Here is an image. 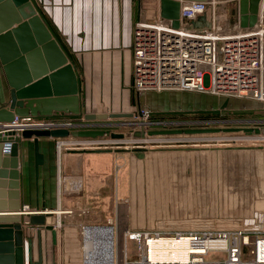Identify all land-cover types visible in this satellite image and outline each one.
I'll list each match as a JSON object with an SVG mask.
<instances>
[{"label":"crops","instance_id":"0c3cea01","mask_svg":"<svg viewBox=\"0 0 264 264\" xmlns=\"http://www.w3.org/2000/svg\"><path fill=\"white\" fill-rule=\"evenodd\" d=\"M229 2L224 0L225 8ZM34 3L73 64L80 82L82 116L68 118L58 111H53V115L61 120H73L75 127L72 130H108L111 125L129 121L124 117L88 120L83 115H135L131 95L134 92V25L138 19L153 21L160 17V0H34ZM235 4L234 12L229 9V15L232 12L234 17L239 13L238 0ZM148 97L156 98L153 100L155 106L148 104ZM190 97L193 103H190ZM8 98L9 86L0 62V107L8 104ZM143 101L151 110L158 111L210 108L220 103L216 97L205 101L202 93L176 90L148 92ZM139 105L137 102V114ZM159 115L153 118L159 119ZM55 138H38L43 163L37 170L33 136L19 139V202L20 209L27 206L29 210L18 217L24 230L25 247L26 238L32 240L34 260L41 253L43 264H79L76 241L81 225L110 218V165L117 153L105 148L85 147H66L58 151ZM3 189L5 195L0 202L6 206L9 189ZM118 202L111 203L114 218L118 217V206L125 203ZM132 214V211L126 213L130 217ZM31 215L43 217L44 223L27 224ZM48 225L53 226V231L47 229ZM97 232L109 236L106 228L99 231L85 229L84 233L90 239L87 251L108 252L107 245L98 247L95 244Z\"/></svg>","mask_w":264,"mask_h":264},{"label":"rangeland","instance_id":"374dc122","mask_svg":"<svg viewBox=\"0 0 264 264\" xmlns=\"http://www.w3.org/2000/svg\"><path fill=\"white\" fill-rule=\"evenodd\" d=\"M227 6L225 14L233 23L235 0H230ZM229 9L232 10L230 15ZM131 95L135 115L123 118L129 121L108 127V134L96 136V140L105 142V149L117 153L110 165L109 178V217L118 227L115 264H122V232L130 226L161 232L264 229V134L240 129L191 135H148L131 122L138 121L137 102L139 107L145 105L146 94L139 96L132 92ZM153 100L156 98L148 97V104L155 106ZM189 100L191 103L193 99ZM230 104L226 109L229 111L223 110L218 115L164 114L159 115V119L165 129L264 128V103L234 98ZM200 108L203 107L176 110ZM231 110L251 112L234 114ZM154 128L147 126L146 130ZM135 131H140L141 135L135 136ZM111 133L121 135L115 137ZM114 200L125 202L118 206L117 218L111 206ZM127 211H132V217L126 215ZM108 223L106 219L92 220L91 224ZM89 242L87 236L85 264H111L110 252L87 251ZM76 244L79 264H84L79 237Z\"/></svg>","mask_w":264,"mask_h":264},{"label":"built area","instance_id":"2783aa9c","mask_svg":"<svg viewBox=\"0 0 264 264\" xmlns=\"http://www.w3.org/2000/svg\"><path fill=\"white\" fill-rule=\"evenodd\" d=\"M224 6V0H180L178 26L173 25V19L161 16L153 21L138 19L133 32L134 92L143 96L189 91L264 103V0L258 5L255 23L245 27L240 25L239 13L231 23ZM200 17L210 26H195L193 21ZM139 110L138 121L131 122L143 133L147 126L163 124L151 118L146 105ZM74 127L73 120L15 115L12 121L0 123V133L12 131L13 137L20 138L25 129L71 131ZM96 139L71 134L55 138L58 151L66 147L107 148ZM28 210L24 206L17 214ZM112 220L106 225H81L84 264V231L91 227L109 228V236L98 233L95 240L98 247L107 245L111 264H115L117 225ZM122 241V264H264V229L161 232L126 227Z\"/></svg>","mask_w":264,"mask_h":264},{"label":"water","instance_id":"95a60500","mask_svg":"<svg viewBox=\"0 0 264 264\" xmlns=\"http://www.w3.org/2000/svg\"><path fill=\"white\" fill-rule=\"evenodd\" d=\"M259 0H238L240 25L251 26L256 21ZM161 17L173 19L178 26L180 0H160ZM25 20V21H23ZM17 24L16 27H13ZM195 26H210L209 21L200 17L193 21ZM0 62L3 66L9 86L8 104L0 107V123L10 122L14 116H33L35 118H56L53 111L62 112L68 118L82 116L80 82L73 64L48 27L34 0H0ZM205 101H210L209 94H202ZM211 96V97H210ZM220 103L216 108H200L194 110L153 111L152 114H219L229 107L234 98L216 97ZM236 113H248L251 110H233ZM138 113H140L138 107ZM133 113H98L84 114L88 120L132 117ZM157 120V119H155ZM147 131L148 135H191L214 133L220 131H238L263 133L264 128H209V127H177L165 129L162 124ZM109 130H71L57 128L51 130L25 129L20 136H33L35 170L43 163L42 154L38 151V138L74 136H102ZM12 131L0 133V198L6 192V206L0 202V264H43L42 255L37 260L33 257L32 240L24 239V230L18 217L19 202V149L20 138L12 136ZM121 134L111 133V136ZM135 136L141 135L135 131ZM3 206V207H2ZM43 217L31 215L27 224H42ZM53 231V226H46ZM54 234V232H53ZM26 249V250H25Z\"/></svg>","mask_w":264,"mask_h":264},{"label":"trees","instance_id":"16d2710c","mask_svg":"<svg viewBox=\"0 0 264 264\" xmlns=\"http://www.w3.org/2000/svg\"><path fill=\"white\" fill-rule=\"evenodd\" d=\"M225 111H229V110H224ZM232 113L234 114H244V113H236L234 111L231 110ZM161 116H163L164 114H160ZM165 115H170V114H165ZM175 115H199V116H207V115H218V114H212V113H188V114H175Z\"/></svg>","mask_w":264,"mask_h":264},{"label":"bare ground","instance_id":"6f19581e","mask_svg":"<svg viewBox=\"0 0 264 264\" xmlns=\"http://www.w3.org/2000/svg\"><path fill=\"white\" fill-rule=\"evenodd\" d=\"M106 229H109L108 227H105ZM118 228V227H117ZM91 229H97V228H94V227H91V228H89V230H91ZM101 229H103V228H101ZM97 230H99V229H97ZM97 234H98V232H97ZM162 240H160V244H163L164 243V241H162ZM95 244H97L96 242H95Z\"/></svg>","mask_w":264,"mask_h":264}]
</instances>
